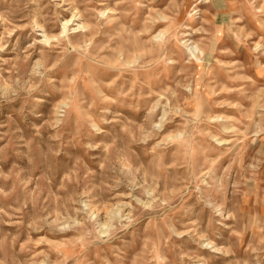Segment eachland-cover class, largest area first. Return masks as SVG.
<instances>
[{
    "label": "rangeland",
    "instance_id": "obj_1",
    "mask_svg": "<svg viewBox=\"0 0 264 264\" xmlns=\"http://www.w3.org/2000/svg\"><path fill=\"white\" fill-rule=\"evenodd\" d=\"M0 264H264V0H0Z\"/></svg>",
    "mask_w": 264,
    "mask_h": 264
},
{
    "label": "bare ground",
    "instance_id": "obj_2",
    "mask_svg": "<svg viewBox=\"0 0 264 264\" xmlns=\"http://www.w3.org/2000/svg\"><path fill=\"white\" fill-rule=\"evenodd\" d=\"M73 19V18H72ZM71 22V20H69V21H67V22H65V26H64V32L63 33H65L66 31H67V25L69 24ZM79 25V24H78ZM78 28H83V27H81L80 25L78 26ZM160 37V36H159ZM193 47V46H192ZM194 47H197V46H194ZM198 48V47H197ZM192 53H194V52H192ZM195 54V53H194Z\"/></svg>",
    "mask_w": 264,
    "mask_h": 264
}]
</instances>
